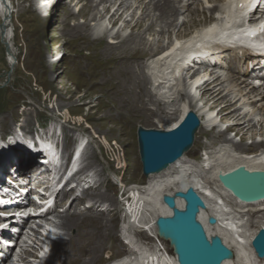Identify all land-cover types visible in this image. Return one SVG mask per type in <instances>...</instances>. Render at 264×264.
<instances>
[{
    "label": "bare ground",
    "instance_id": "1",
    "mask_svg": "<svg viewBox=\"0 0 264 264\" xmlns=\"http://www.w3.org/2000/svg\"><path fill=\"white\" fill-rule=\"evenodd\" d=\"M59 1L60 0H58V2ZM82 1L83 0H79L78 4ZM85 1L86 2L82 5L81 10L83 16L86 18V21L84 23H77L68 30L76 33V35H78V37L86 43V47L92 50L93 55L91 57L90 67L88 70H83L82 72H87L90 77L92 74L103 75V78L105 77L103 80L106 85L105 89L107 90L108 96L116 98L117 100L118 105H116L114 113L111 110L112 105L109 102L104 104L105 114L103 117L106 119H112L116 116L120 117L122 114L124 115L125 112L127 113V119L134 114H143L144 117L157 116L163 122L169 120L161 127L156 128L162 131L175 129L189 112H194L200 119V126L194 133V142L192 146H190L177 161L168 164L160 171L146 175L148 180L147 183L145 185L137 186L134 190H132V197L134 199L133 201L128 202L130 204L126 203V205L128 204L127 212L130 219L123 223L122 230L134 231L136 228H143L145 231H151V234L149 235L156 237L155 231L157 230L155 229L157 228L155 222L157 218L161 215L168 216L171 214V210L163 203L164 195H174L176 191H186L187 188L192 187L203 197L207 205V208L202 210L199 216V220L206 227L207 234L209 236L219 235L229 248L231 247L236 250V255L233 253V257L225 260L223 264L264 263V258L256 257L254 262H252L250 258V255L253 254L252 240L260 229L264 228V199L251 203L240 201L221 184L219 179L220 175L231 172L239 167H244L249 173H257L259 171L264 173V141H261L260 143L254 141L252 147H255V149L257 148V151H251L253 148L249 146L248 143H245L249 134L251 135V138H255L258 135L257 132H252V129L256 127V124L253 123L251 119L247 120V115L240 118L241 114L239 111L241 108H233L231 106L236 96L240 97L234 102V104L242 98H245V106H251L252 108L256 107L258 102H262L264 100V91L257 88L253 81H250L251 77L254 75H257V77H264V50L250 51L248 49L249 46L255 48L264 46V40H262L260 36H255V34H257L254 32L255 30L251 28L248 29L247 26L245 28L237 27V30L233 33V37L228 32L229 28L227 29V26L230 25H227L224 28L225 30L222 31H218L222 26L217 27V30H215L214 27L217 24L219 26L225 25V21H231L233 22L231 28L233 29L237 20L234 21L229 12L233 11V4L238 0H225V8H222L218 4H213L210 7L211 15L209 19L206 20L203 26L200 28H198L199 26L195 27V29L190 31V33L185 32L186 30L184 31L183 27H185L193 18L183 21L180 25L177 23V20L181 15H185L186 12L188 18L190 15L199 13V9L195 6L196 0H176L175 2H172L171 0H150L146 3L142 1L138 7L139 9L142 7V16H144L139 17V19H137L134 23L137 33H135L134 30L131 34L124 36L121 35L120 32L116 34L112 31L106 32L104 31V27H100L99 31L103 32V34L97 38H91V23L88 20L90 17L91 20H95L97 14L94 15L91 12L99 9V6L104 1L108 0H101L95 5V0ZM211 1L213 0H209V2ZM239 1L244 2V4L249 2V0ZM35 2L36 10L46 12L52 6L53 0H36ZM127 3H129V0H121L118 9H116L111 15L110 23H112V28L118 23L119 16L117 18V15L119 8L121 6H125ZM131 6L132 4L130 1L129 8ZM244 6L245 9L248 8L246 7L247 5ZM13 7L12 0H0V15L6 23L4 30L6 38L3 40L1 34V39L6 44L9 43L8 39L12 35L10 17ZM155 11L159 12V16H156ZM107 12H109V9ZM73 14V9L66 7L65 16ZM259 15H263V11L260 8V5H255L249 15L250 21L256 20ZM150 19L151 22L147 26H144V21H149ZM159 19L162 20L163 23L159 32L162 35L166 34L167 31H174L178 28L176 38L171 39L167 44L163 42L156 44V42H149V40H146V32L152 30L154 22H157ZM0 32L2 33L1 27ZM226 32L228 35H223V33ZM250 32L254 33V37H250ZM191 33L196 34L192 38H199L201 42L206 39L208 43L202 46L195 43L193 46L190 45V47H185L186 49L183 47L182 49H184V51L178 54L176 51L178 48L182 47L180 40L189 37L192 35ZM220 34L223 38L217 37L218 39H216L218 41H215L214 38ZM227 36L234 39L231 43V47H227L228 44L223 45V42L220 43V40L225 39ZM107 37L111 39L112 44L107 43ZM209 42L211 44H209ZM243 42L245 44H241ZM198 48L200 50H205V53H197V50H199ZM12 49L13 47L11 46V50H8V60L11 64H14L15 61ZM167 55H173V59L175 60L170 64L172 68L170 72L168 71L169 68L161 70L163 69L162 66L166 64L165 62L162 64V58ZM155 57H158L157 65L160 69L158 72L161 73V75L157 73L154 81L152 80V83L151 77L144 71L146 66L144 60H149ZM219 70L223 71L222 75L215 77ZM97 75L96 77H98ZM222 77L225 79L222 80ZM174 81H176V84L182 83L186 88L187 86L188 88H195V86L199 84L197 88L200 90L202 98L205 99V104L211 107L212 112H215V109L220 106L218 115L220 114L222 116V121L235 118L226 130L220 131L215 136L218 138H212L211 144L215 145L209 146L211 151L208 158L211 163L208 169H205L201 163L194 164L191 163L190 160L191 152H193L196 146L200 143L201 138L208 134V129L213 123L208 120L210 113L204 110L205 106L200 107L193 100H189L187 103L180 106V109L174 112V117L166 114L164 115L165 112L161 105L162 102L160 99L158 100L154 97L150 89V85L153 84V86L161 92V90L166 87L165 83H173ZM62 82L64 83V80H62ZM224 83L227 84L224 85ZM60 87H65V85H61ZM228 88L229 92H225ZM87 93L88 92L86 91L84 95ZM185 95L187 94L179 93L177 98L184 99ZM72 96L73 95L69 97V101ZM163 96L164 98L167 97L166 92H163ZM171 97L172 93L167 98L170 99ZM65 99L66 98L62 97L60 103L61 106L67 105V102H64L66 101ZM149 103L156 105V109H150L148 106ZM262 107L264 108V105H262ZM231 130L235 131L236 135H241L240 143L234 142V140L227 136V133ZM51 136L52 134L50 132L43 133L42 140ZM31 137V142L27 143L25 150L12 151H14V157H16L20 164L27 161L25 154H28L29 157L31 156L32 159L30 161L34 164L24 162V165H30L33 167V173H31L33 181H30V183H32L34 187H26L27 190L29 189L30 191L29 193L26 192V194H23L22 191L20 192V189H22L21 186L26 180L25 176L21 180H16L17 175L12 176L11 178L13 179H11V181L16 182L14 185H11L9 181L0 178V192L2 193L1 196H3L2 199H5L2 200L1 203H4L7 200L9 202L12 201L13 203L21 201L20 206H6L5 204V207L3 205V207H0V221L2 224V229L0 230V264H40V262L42 264V260L44 259L43 249L49 248L50 242H53L54 248L52 249V254L44 259V264H57L61 260L60 258H62V254L65 256L63 264H77L78 261H80L77 258L81 257V259H84L86 258V255L88 258L81 261L80 264H95L96 259L98 258L97 256H99V253L101 252L102 234H107V231H109V229L114 225L113 218L109 220L99 213V206L101 207L100 209H102L103 205L105 210L112 211L113 207L117 206V199L110 196L106 191L98 192L96 194L97 191L94 190L98 189L100 182L97 184L98 182L96 181V183L93 184L92 179L90 180V183L86 184L87 182H85V179L89 175L96 179V173L98 172V175H101L104 170L102 168L96 172L92 170V163L97 160H95L96 157L93 151L88 152L87 155L93 161L90 164L84 165L82 170L79 171L77 175L82 173V185H85L86 188L84 195L90 196L91 194H96L95 196H98L99 198L96 200L95 196H90L92 197L91 203H95L90 206H86V203L82 202L84 195L80 196V198L79 195L75 197L73 195L75 194V190L73 188L64 189L60 192L62 196L57 204V207L47 215L40 213V208L44 206L45 199L47 198L44 193L50 190L49 185L52 180L49 179L50 174H44L41 172L44 169L43 166H46L47 164L44 163V165H42V163H35L36 160L41 158L40 156L38 157L37 154V146L38 142H41V136L33 133ZM82 141L83 140L79 141L77 139L76 143H79V145L75 146L74 149H77L79 152L82 150L83 156L85 155V151L83 150L86 143L84 144ZM29 145L31 146L29 147ZM41 145L44 147L45 144L42 143ZM46 147L49 148L50 145L46 144L44 148L46 155L42 158L49 157V160L51 159L52 163L55 161V158H52L51 156L54 149H47ZM63 148L64 149L57 152L60 156V162L69 154V152H66L69 151L66 150V146H63ZM29 151H31V153H29ZM234 152H236V154H234ZM237 153L242 155H238ZM4 154L5 153L0 156V166L3 162L2 159L5 160L8 157L6 154V156L3 157ZM78 161L75 166L76 168L80 167L78 166ZM11 162L2 170V173L8 172L7 177H9L10 171L15 169V166H13L14 164ZM39 174L40 177L38 176ZM34 179L36 181H34ZM92 184L93 186H96L95 189L91 187L87 190V187ZM215 185L219 188V190L213 187ZM25 186L26 185H23V189H25ZM31 190L33 191L32 193L38 197L36 200L43 205L37 207L35 203H33L34 205L31 206H33L32 208H38V216H44L43 220L48 221L44 226V229H33L29 224L30 220L28 219V216L20 214L26 206V201L32 200V198H28L31 195ZM125 190L126 188L121 194L123 197L125 195ZM41 196L45 199L43 197L40 198ZM70 199H72L70 205L66 208L64 207L63 210H60V207ZM76 199H79L81 203L78 204V206L76 205L73 211H69L70 206ZM101 199L105 202L100 201ZM106 202H108L107 206ZM177 204L179 207L184 206V202L180 199ZM92 205H94V207H91ZM82 207L90 210L96 209L98 211L96 215L101 217V221H98L97 219L98 222L96 221L97 223L94 227L87 230L89 232L88 235L87 233H82L83 235H87L86 243L79 245L81 250L77 244L74 247L76 250L81 252L80 257H76L75 255L74 257H69L73 248L72 247L70 249L67 246L72 241L74 231L71 230L74 229V227L82 225L86 212L88 211H82ZM65 212L67 213L64 214ZM72 214L77 216L73 217ZM211 216L217 219V223L213 226L208 224V219ZM259 217L261 218L259 219ZM132 220L134 221L132 222ZM90 223L91 222H89V225ZM86 224L88 225V223ZM255 224L256 229L251 230L250 226ZM41 227L43 228V226ZM3 228H7L9 231L7 232V237H5L6 233L3 231ZM29 230H33L37 237L36 240L33 241L31 239L34 235L32 234L33 236H30L31 231ZM25 231H29L26 242L30 238V240L34 242V246L30 245L33 246V248L28 253L26 252V255L22 252L20 257L16 256V261L14 262V256L10 255L12 247L5 245V241L7 238L14 240L17 237L22 236L20 233H24ZM101 231H103V233H100ZM68 240L69 243L67 242ZM65 242L68 244H65ZM7 244H9V242ZM129 246L130 247L128 248L126 256L122 258L120 257V259H115L108 264H178L175 258L169 257V254L161 248L157 247L155 252H149V249L136 244ZM75 253L78 254L77 251Z\"/></svg>",
    "mask_w": 264,
    "mask_h": 264
},
{
    "label": "rangeland",
    "instance_id": "2",
    "mask_svg": "<svg viewBox=\"0 0 264 264\" xmlns=\"http://www.w3.org/2000/svg\"><path fill=\"white\" fill-rule=\"evenodd\" d=\"M12 1L14 6L10 17L12 35L10 36L11 39H8V44L2 41L0 32V156L3 153L8 155L7 159H2L0 178L14 185L16 182L11 181V179H13L11 178L12 176L17 175L16 180H21L25 176L26 181L24 183L27 185L25 189H27L26 187H31L28 181H33L31 177L33 167L24 165V162L34 164L30 161L32 159L31 156L29 157L28 154H25L27 161L20 164L16 157H14V151L12 150H25L27 143L31 142L30 139H32V134L36 130L39 131L38 128L41 125H47L55 130L56 136H59V143L66 146V149L71 148L73 144L76 143L77 139L79 141L83 140L82 142L84 144L86 143L85 141H88L83 150L85 151V155L79 158L78 166H81V164H90L93 160L87 153L93 151L96 157L95 160L97 161L92 163V170L96 172L102 168L104 171L101 175H98L99 173L97 172L96 179L92 178L91 175L87 176L85 182L88 184L92 179L94 183L97 181V184H99L100 182L98 189L94 190L97 191L96 194L106 191L110 196L117 199V206L113 207L112 211L105 210L103 205L102 209H100L101 207H99L100 210L98 209L103 217L109 220L113 218L114 225L107 231V234L103 233V231L100 232L103 233L101 237L102 246L95 264H107L115 259L126 256L128 248L130 247L129 245L132 246L136 244L149 249V252H155L157 236L155 235L156 239L150 237L151 235L149 236V234H151V231H145L143 228H139L141 231L122 230L123 223L128 221L125 214L129 216L127 210L128 204L130 203L125 205L123 209L125 197L121 194L125 188L126 191L134 190L137 186L145 185L148 181L146 175L143 173L138 137L139 129H156L169 120L163 122L157 116L144 117L143 114H134L127 119L126 112L124 113L125 116L122 114L120 117L116 116L112 119L103 117L105 114L104 104L109 102L112 105L111 110L114 113L116 105H118L117 100L116 98L108 96L107 90L105 89L106 85L103 80L105 77L103 78V75L92 74L90 77L87 72H82L83 70H88L90 67L91 57L93 55L92 50L86 47V43H84L76 33L68 30L75 24L84 23L86 21L81 10L82 5L86 2L85 0L79 4V0H60L59 2L58 0H53L52 6L46 12L36 10V0ZM100 1L101 0H97L96 2L95 0L94 5ZM130 1L132 6L129 8ZM142 1L146 3L150 0H129V3L123 7L121 6L117 15V18L119 16L118 23L113 28L112 23H110V17L113 12L118 9L121 0L104 1L99 6V9L91 12L94 15L97 14L96 19L91 20L90 17L88 20L91 23V38L102 36L103 32L99 31L100 27H104V31L106 32L112 31L114 34L120 32L121 35L124 36L131 34L134 30V32L137 33L134 23L139 17L144 16H142V7L140 9L138 7ZM171 1L175 2L176 0ZM213 4H218L222 8L226 7L225 0H213L211 2H209V0H196L195 6L199 9V13L190 15L188 18L186 12L185 15L183 14L178 18L177 23L180 25L183 21L193 18L183 27L184 31L186 30L185 32L190 33L195 27L199 26L198 28H200L205 24L206 20L209 19L211 15L210 7ZM244 5V2H240L239 0L233 4V11L229 12L233 20L240 19L241 15L246 10ZM66 7L73 9L74 14L65 16ZM108 9L109 12H107ZM155 13L156 16H159L158 11H155ZM150 22L151 19L149 21H144V26H147ZM2 23L3 19L0 15V27ZM224 23L225 25H215V30H217V27L221 26L225 28L227 25H230L231 21H225ZM162 24V20L160 19L154 22L153 29L147 31L145 34L146 40H149V42H156V44L159 42L167 44L171 39L176 38L178 28L174 31H167L166 34L162 35L159 33ZM222 27L218 31L224 30ZM194 35L196 34H192L180 40L182 47L178 48L176 51L178 54L184 51V49H182L183 47H190V45L193 46L195 43L200 44V46L208 43L206 39L201 42L199 38H192ZM217 37L223 38L220 34L214 38L215 41H218ZM106 39L107 43L112 44L110 38L107 37ZM225 39L231 40L232 38L227 36ZM226 42L227 41L224 40L223 45L228 44L227 47L232 46V42ZM220 43H222V41ZM209 44L211 43L209 42ZM241 44L245 43L243 42ZM11 46L13 47L14 64H11L8 60V50H11ZM198 52L203 54L205 50L199 49L197 50V53ZM157 60L158 57L144 60L146 65L144 71L151 77V81H154L155 75L159 73L158 70H160L157 65ZM173 61H175L173 55H167L162 58V64L164 62L166 64L162 66L163 69L161 70L169 68L168 71L170 72L172 69L170 64ZM220 71L222 70H219L215 77L222 75L223 71ZM159 74L161 75V73ZM96 75L98 77H96ZM223 77L222 80L225 79ZM62 80H64V83ZM250 81H253L257 88L264 91V77H257V75H254L251 77ZM175 82L176 81L173 83L168 82L169 84L165 83L166 87L162 89L161 92H159L160 90L155 88L153 84L150 85V89L154 97L158 100L160 99L162 102L161 105L165 112L164 115L173 116L174 112L180 109V106L187 103L189 100H193L200 107L205 106L204 110L210 113L208 120L213 123L208 129V134L201 138L200 143L196 146L194 151L191 152L190 160L191 163H201L205 169H208L211 163L208 158L211 151L209 146L215 145L211 144L212 138H218L215 136L220 131L226 130L235 118L222 121V116L220 114L218 115L220 106L215 109V112H212L211 107L205 104L206 101L202 98L201 92L197 88L199 84H197L195 88H188V86L186 88L182 83L176 84ZM226 84L227 83H224V85ZM61 85H65V87H60ZM86 91L88 93L84 95ZM163 92H166L167 97L172 93V97L170 99L167 97L164 98ZM225 92H229V88L226 89ZM179 93H186L187 95H185L184 99H180L177 98ZM71 95L73 96L69 101ZM62 97L66 98L64 102H67L68 106L64 105V107L60 105ZM239 97L240 96H236L231 106L233 108H241L239 111L241 114L240 118L247 115L246 119H251L253 123L256 124L252 132H257L258 135L255 138H251L249 134L245 140V143H248V145L252 147L254 141L260 143L264 139V108L262 107V105H264V100L258 102L257 106L252 108L251 106H245V98H242L234 104ZM148 106L152 110L156 109V105L151 103H149ZM227 136L236 143L241 142V135H236L235 131H229ZM30 146L31 145H29V147ZM252 148L251 151H257V148ZM29 153H31V151H29ZM5 154L3 157L6 156ZM234 154H236V152H234ZM237 154L242 155L240 153ZM10 162L14 164L13 166H15V169L11 170L9 177H7L8 172L2 173V170L6 168ZM38 164L40 163L38 162ZM38 176L40 177V175ZM34 181L36 180L34 179ZM213 187L219 190L216 185ZM20 191L23 192V188L20 189ZM96 194H91L90 196H95ZM1 195L2 193L0 192V205L2 204L1 201L5 200L2 199L3 196ZM95 198L97 200L99 197L95 196ZM72 199L64 203L63 206L60 207V210L69 206ZM78 200L79 199L74 200L69 211H73L76 205L78 206V204L81 203V201ZM100 201H103V199ZM107 205L108 202H106V206ZM82 208V211H88L86 212L82 225L74 227V229L71 230L74 231L73 237L69 244L70 246H67L70 249L73 248L69 257H74V255L80 257L81 252L74 247L76 244L79 247L80 244L86 243L87 235L89 234L87 230L92 229L98 221H101V217L96 215L98 213L96 209L90 210L84 207ZM66 213L67 212L64 214ZM72 216L75 217L77 215L72 214ZM260 218L261 217H259V219ZM89 222H91L90 225ZM86 223H88V225ZM1 226L2 224L0 221V230L2 229ZM250 228L251 230L256 229V224L253 226L251 225ZM3 231L6 232L5 237H7V232H9L8 229L3 228ZM77 232L81 233L78 234ZM83 232L87 233V235H83ZM13 241L14 240L7 238L5 245L13 246ZM160 241L166 249L165 252L169 254V257L177 260V256L174 254L169 242L164 240ZM8 242L9 244H7ZM67 242L69 243V240ZM67 242H65V244H68ZM79 249L81 250L80 247ZM231 249L234 255H236V250L234 248ZM76 251L78 254L75 253ZM61 256L62 258H60L61 260L57 264H63L65 256L63 254ZM14 257H16V252L14 253ZM87 258V255L84 259H81V257L77 258L80 260L77 264H80L81 261Z\"/></svg>",
    "mask_w": 264,
    "mask_h": 264
},
{
    "label": "water",
    "instance_id": "3",
    "mask_svg": "<svg viewBox=\"0 0 264 264\" xmlns=\"http://www.w3.org/2000/svg\"><path fill=\"white\" fill-rule=\"evenodd\" d=\"M6 23L1 24L2 38ZM8 50V48H7ZM200 126V119L189 112L183 121L169 131L158 129H139L143 173L148 175L160 171L168 164L177 161L192 146L194 133ZM221 183L238 199L251 203L264 199V173H249L244 167L220 175ZM177 198L184 202L177 204ZM163 203L171 210L168 216L156 220L158 234L168 240L177 256L178 264H223L233 257L232 250L219 235L209 237L204 224L199 220L207 205L201 195L192 187L186 191H176L174 195H164ZM217 219L211 216L209 225ZM252 246L260 257H264V228L255 235Z\"/></svg>",
    "mask_w": 264,
    "mask_h": 264
}]
</instances>
